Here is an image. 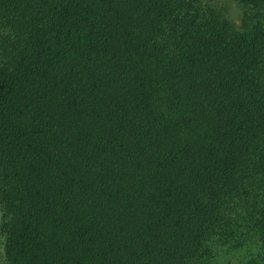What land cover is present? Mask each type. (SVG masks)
I'll return each mask as SVG.
<instances>
[{"label":"trees","instance_id":"trees-1","mask_svg":"<svg viewBox=\"0 0 264 264\" xmlns=\"http://www.w3.org/2000/svg\"><path fill=\"white\" fill-rule=\"evenodd\" d=\"M234 2L0 0L4 264H264V0Z\"/></svg>","mask_w":264,"mask_h":264},{"label":"rangeland","instance_id":"rangeland-1","mask_svg":"<svg viewBox=\"0 0 264 264\" xmlns=\"http://www.w3.org/2000/svg\"><path fill=\"white\" fill-rule=\"evenodd\" d=\"M214 3L226 10V15L229 19H231L234 23H238V18L240 15V9L234 2V0H213ZM212 2V1H211ZM3 237L0 233V264H4V257H3ZM240 252L234 253V256L228 257L230 264H237L239 260L242 258L239 256Z\"/></svg>","mask_w":264,"mask_h":264}]
</instances>
